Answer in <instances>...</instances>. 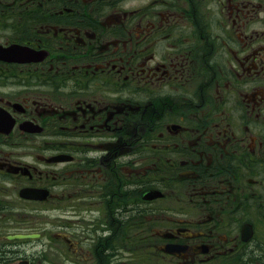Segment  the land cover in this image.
<instances>
[{
    "label": "flooded vegetation",
    "instance_id": "1",
    "mask_svg": "<svg viewBox=\"0 0 264 264\" xmlns=\"http://www.w3.org/2000/svg\"><path fill=\"white\" fill-rule=\"evenodd\" d=\"M0 264H264V0H0Z\"/></svg>",
    "mask_w": 264,
    "mask_h": 264
},
{
    "label": "rangeland",
    "instance_id": "2",
    "mask_svg": "<svg viewBox=\"0 0 264 264\" xmlns=\"http://www.w3.org/2000/svg\"><path fill=\"white\" fill-rule=\"evenodd\" d=\"M52 214L54 215V212H50V214H47V215L51 217V216H52Z\"/></svg>",
    "mask_w": 264,
    "mask_h": 264
},
{
    "label": "water",
    "instance_id": "3",
    "mask_svg": "<svg viewBox=\"0 0 264 264\" xmlns=\"http://www.w3.org/2000/svg\"><path fill=\"white\" fill-rule=\"evenodd\" d=\"M19 237H23V236H19Z\"/></svg>",
    "mask_w": 264,
    "mask_h": 264
}]
</instances>
